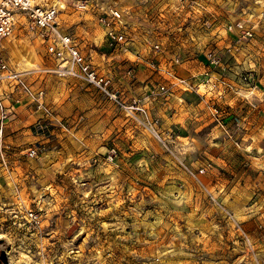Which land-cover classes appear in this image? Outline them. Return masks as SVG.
<instances>
[{"label": "rangeland", "instance_id": "374dc122", "mask_svg": "<svg viewBox=\"0 0 264 264\" xmlns=\"http://www.w3.org/2000/svg\"><path fill=\"white\" fill-rule=\"evenodd\" d=\"M74 1L45 0L59 5L62 32L77 38L116 90L134 96L154 88L157 77L135 66L133 55L101 49L94 15L75 10ZM196 1L199 6L181 11L160 0L140 1L135 7L158 21L147 29L144 17L130 19L132 37L139 42L145 35L143 59L162 64L177 57L185 76L211 70L206 51L221 53L222 68L213 75L234 89L213 102L230 117L237 145L219 133L197 98L180 91L146 104L157 139L84 83L45 72L53 61L44 45L24 20L15 21L0 57L33 89H43L52 116L17 90L4 101L11 105L22 95L39 116L28 125L35 138L8 146L11 158L0 169V264H264V0ZM239 19L252 29L240 40L227 29ZM152 30L158 38L149 40ZM153 40L161 44L156 53ZM234 43L238 50L224 53ZM68 88L94 103L60 111L58 97ZM1 90L7 91L5 82ZM36 122L45 125L42 135L34 133ZM28 148L37 154L28 157ZM18 183L21 194L14 192ZM30 209L37 222L28 221Z\"/></svg>", "mask_w": 264, "mask_h": 264}, {"label": "built area", "instance_id": "2783aa9c", "mask_svg": "<svg viewBox=\"0 0 264 264\" xmlns=\"http://www.w3.org/2000/svg\"><path fill=\"white\" fill-rule=\"evenodd\" d=\"M130 1L136 6L142 0ZM168 5L174 10L181 11L199 6L200 3L196 0H171ZM72 7L75 10L94 15L95 24L102 32L103 45L108 51L122 54L132 51L134 40L130 19H132L131 9L133 6L127 7L116 0H75ZM59 9V5L47 4L45 0H0V46L3 40L11 34L15 21L24 20L27 27L36 33L44 45L46 56L53 61L49 67L44 68L45 72L62 78H71L92 87L127 116L141 121L154 133L153 135L157 139L161 140V137L151 127L152 123L146 104L158 96H166L180 91L189 92L197 98L204 105L213 122L237 145L223 121L221 112L213 102V99L234 89V85L224 76L214 77L213 75L212 69L222 68L221 53L216 50L206 51L205 57L211 70L193 72L186 76H181L177 72L179 65L177 57L163 64L146 59L148 66L164 77V80L140 95L128 96L116 90L112 86L111 79L99 72L89 56L82 52L76 37L71 33L62 32L56 21ZM227 29L233 32L235 39L238 40L247 38L252 33L249 25L241 19L228 25ZM149 44L153 53L161 50L159 42L150 41ZM236 44L226 46L224 53L233 54L236 52L238 50ZM132 70L133 68L128 66L126 75H131ZM3 82L7 86V91H0V151L4 146V129L13 113V107L10 104L5 105L2 100L5 98L8 101L14 90L30 98L36 110L42 111L46 117L52 116L51 109L44 101L43 89H33L24 75L12 68L8 59L0 57V84ZM44 127V123L36 122L33 125L34 133L42 135ZM36 154L37 149L34 148H28L26 151L28 157H34ZM203 171L202 168L199 173ZM190 173L197 178V173L192 171ZM209 195L210 199L215 201V197L210 193ZM26 216L30 222L38 221V215L34 210H28Z\"/></svg>", "mask_w": 264, "mask_h": 264}, {"label": "crops", "instance_id": "0c3cea01", "mask_svg": "<svg viewBox=\"0 0 264 264\" xmlns=\"http://www.w3.org/2000/svg\"><path fill=\"white\" fill-rule=\"evenodd\" d=\"M160 1H161L160 3L162 4V3H168V2L170 3L171 0H160ZM127 2H130V4H129L130 6H133L131 9L132 10L131 13L133 15L132 19L134 18V20L136 22L139 19V21L141 22L142 20H140V19H142L144 17V19L146 21H145V23L144 22H142V23L146 24V27L148 26L151 29H153L154 25H157L156 23L158 21V17H156L155 15L152 16L151 13L147 14L146 11L143 9L144 7H139V6L135 7L133 2L130 0H127ZM138 16H140V17L137 18ZM148 27H147V29H149ZM146 36L148 37L149 40L158 38L155 30L150 31V33L146 34ZM144 38H145V35L139 36L138 37L139 42L134 41V48L132 49V51L127 53V54H123V55L124 56L133 55L135 57L134 59L136 60L134 65L137 67H146L147 70L149 71L148 76H150L152 74L154 76L153 78L155 79L157 77L156 81H158V83H160L161 81H163L164 77L159 75L157 72L153 71L148 66L146 59L142 58L143 55L141 52V48H140L141 46L140 45H142V46L146 45L145 43L141 44V42L143 41ZM100 44L102 45L101 49H106L103 45L102 38H101ZM146 48L148 49L147 45H146ZM177 72L179 75L185 76V75L181 74L182 68H178ZM88 87L91 88L92 90H94L92 87H90V86H88ZM175 92H174L175 94L180 93L179 91H175ZM63 94H65V95L64 96L60 95L58 97V103H57L56 107H58L60 111L68 110V113H70V114L73 113L76 108L80 109V108H82V106H86L87 104L94 103L93 98H90L88 96L89 95L88 93H86L84 91H80L78 89L68 88L67 90H65V92ZM170 95H173V93H171ZM47 98L49 100H51V102H53L50 96H47ZM16 99H17V101L16 100L14 101V99H10L11 102L9 101L11 103L13 109H14V112H16V115L14 116V114H13L10 117V119H12V121L9 122L4 129V139H3L4 146H3L2 150L0 151V169L2 167H6L7 161H9L11 158V156H9V153H11V151L7 149L8 146H11V147L20 146V145H23L22 143L30 142L33 140V138H35V137L31 136V132H30V129L28 128V125L30 122L34 121L39 116L38 112L36 110H33V107L30 105V101L27 100L26 98H24V96L21 95V98L18 97ZM4 101H7V100H5V99L2 100L3 103H4ZM222 102H227L228 104H231L232 99H228L227 97H224V99H222ZM200 104H202V103H200ZM202 106L204 107L203 104H202ZM204 110L207 112L205 107H204ZM207 114H208V112H207ZM208 116H209V114H208ZM209 118H210V116H209ZM222 118H223V121H224L227 129L229 128L228 131H230V133L233 134V131H231V129H230V124H231L230 117L225 118L222 115ZM211 121L213 122L212 119H211ZM238 121L240 122V120H238ZM216 127L218 128L219 133H221L222 135H225L223 133V131L217 125H216ZM227 140L229 142L233 143V141L231 139L228 138ZM2 182H4V181L2 179H0V184ZM14 192L21 194L20 193L21 189L19 188V183L17 184L16 190Z\"/></svg>", "mask_w": 264, "mask_h": 264}]
</instances>
